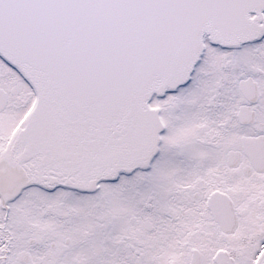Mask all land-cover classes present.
Instances as JSON below:
<instances>
[{
  "label": "snow or ice",
  "instance_id": "snow-or-ice-1",
  "mask_svg": "<svg viewBox=\"0 0 264 264\" xmlns=\"http://www.w3.org/2000/svg\"><path fill=\"white\" fill-rule=\"evenodd\" d=\"M0 264H264V0H0Z\"/></svg>",
  "mask_w": 264,
  "mask_h": 264
}]
</instances>
